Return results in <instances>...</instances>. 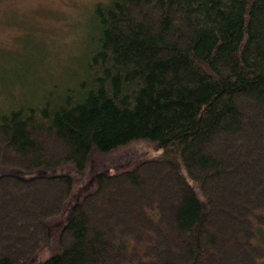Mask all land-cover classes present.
Masks as SVG:
<instances>
[{"label":"trees","instance_id":"1","mask_svg":"<svg viewBox=\"0 0 264 264\" xmlns=\"http://www.w3.org/2000/svg\"><path fill=\"white\" fill-rule=\"evenodd\" d=\"M88 32L67 82L0 107V194L31 208L0 195V264L49 240L37 197L61 183L58 212L69 171L133 141L158 152L97 171L40 264H264V0L96 2Z\"/></svg>","mask_w":264,"mask_h":264},{"label":"rangeland","instance_id":"2","mask_svg":"<svg viewBox=\"0 0 264 264\" xmlns=\"http://www.w3.org/2000/svg\"><path fill=\"white\" fill-rule=\"evenodd\" d=\"M107 1L0 0V88L3 78L6 83L5 89L0 90V107L15 103L43 83L49 85L54 81L67 82L69 71L77 68V60L89 41L88 30L93 6L96 2ZM24 68L28 70L22 71ZM16 69L21 70L19 75L12 74ZM154 146L149 141H133L109 152L94 151L82 172L69 171L73 188L58 212V203L65 192L61 183L54 185L56 190L49 196L52 201L51 198L37 197L36 205L41 207V218L52 215L49 223L50 237L41 251L30 257L27 264H40L44 258L58 250L62 224L68 218L72 205L82 201L85 193L94 188V174L97 171L114 172L132 168L157 154L158 150ZM11 158L5 149L0 161L7 163ZM65 169L61 168L62 171ZM159 173L160 170L155 169L153 176L149 178H155L154 175ZM49 186H34L29 189L37 192L39 189L50 190L52 186ZM2 190L5 192L0 195L11 205H16L23 212L31 210L11 190Z\"/></svg>","mask_w":264,"mask_h":264},{"label":"bare ground","instance_id":"3","mask_svg":"<svg viewBox=\"0 0 264 264\" xmlns=\"http://www.w3.org/2000/svg\"><path fill=\"white\" fill-rule=\"evenodd\" d=\"M78 22V21H77Z\"/></svg>","mask_w":264,"mask_h":264}]
</instances>
